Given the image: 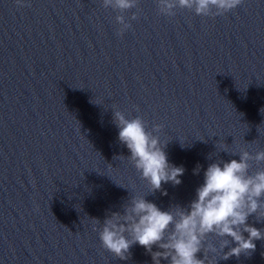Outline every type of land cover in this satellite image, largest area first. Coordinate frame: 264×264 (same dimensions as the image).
Returning a JSON list of instances; mask_svg holds the SVG:
<instances>
[{"label":"water","instance_id":"1","mask_svg":"<svg viewBox=\"0 0 264 264\" xmlns=\"http://www.w3.org/2000/svg\"><path fill=\"white\" fill-rule=\"evenodd\" d=\"M22 4L0 0V264H152L136 244L126 260L104 249L101 224L133 196L186 207L210 163L264 151V0L208 17L166 16L156 0L123 13L102 0ZM117 15L131 25L122 35ZM115 111L161 126L153 135L185 170L167 195L128 161ZM207 243L217 264H264V240L228 260L219 238Z\"/></svg>","mask_w":264,"mask_h":264},{"label":"clouds","instance_id":"2","mask_svg":"<svg viewBox=\"0 0 264 264\" xmlns=\"http://www.w3.org/2000/svg\"><path fill=\"white\" fill-rule=\"evenodd\" d=\"M158 12L174 15L176 7L192 9L196 15L219 16L241 5L243 0H156ZM16 3L23 6L22 0ZM137 0H102L104 8L123 13L136 7ZM137 18L133 13L131 20ZM121 25L117 34L131 27L123 15L115 17ZM264 111V110H262ZM118 129L117 139L129 152L128 161L140 173L150 188V193L162 190V184L181 183L182 166L169 163L159 138L153 135L160 129L154 125L146 130L139 116L126 119L120 111L112 113ZM239 160L210 163L203 172V183L195 190V198L186 207L171 206L162 211L144 197H131L121 212L107 215L99 230V240L104 249L120 260L128 258L129 249L136 244L150 253L152 264H217L214 254L217 247L207 243L209 235L219 238L221 260L255 251L254 241L264 240V230L247 223L250 216L264 221V170L250 173V161H264V151L255 155L248 151L239 153ZM198 168L194 170L198 172ZM95 224L100 220L93 218ZM247 233V236L244 235ZM234 244L235 246H230ZM153 246L156 251H153ZM228 248L227 251H224ZM203 258H197L198 253ZM209 254H212L211 256Z\"/></svg>","mask_w":264,"mask_h":264}]
</instances>
